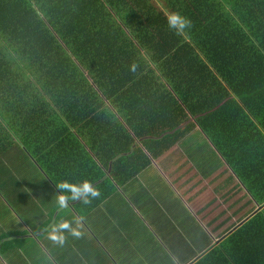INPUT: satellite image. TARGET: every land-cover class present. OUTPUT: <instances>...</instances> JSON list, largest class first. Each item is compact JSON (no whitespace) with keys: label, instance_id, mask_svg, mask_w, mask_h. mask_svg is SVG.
Instances as JSON below:
<instances>
[{"label":"trees","instance_id":"16d2710c","mask_svg":"<svg viewBox=\"0 0 264 264\" xmlns=\"http://www.w3.org/2000/svg\"><path fill=\"white\" fill-rule=\"evenodd\" d=\"M181 125L263 199L264 0H0V155L17 141L53 184L90 181L94 208Z\"/></svg>","mask_w":264,"mask_h":264},{"label":"crops","instance_id":"0c3cea01","mask_svg":"<svg viewBox=\"0 0 264 264\" xmlns=\"http://www.w3.org/2000/svg\"><path fill=\"white\" fill-rule=\"evenodd\" d=\"M179 129L181 136L173 146L149 158L140 169L138 162L132 163L137 171L133 177L111 188L94 208L92 201L87 207L70 201L67 208L60 209L56 203L57 185L36 165L27 148L17 141L9 144L0 155V178L13 187L11 196L17 211H11L14 221L15 218L4 219V215L10 217L9 211L0 209V262L251 264L244 261H258L254 256L264 249L255 235L261 232L258 238H264L259 224V217L264 216V197L255 200L254 191L248 190L231 171L197 125L188 131L182 125ZM191 136L203 139L196 142V156L203 159L206 173H201L202 169L199 171L183 152L180 155L179 145L189 148L187 140ZM209 147L216 152H212L218 162L215 167L214 158L207 154ZM20 154L27 159L26 163L18 160ZM159 188L163 189L160 193ZM27 205L33 207L34 214L25 211ZM105 212H110L108 217L114 221L103 224L100 217ZM43 214L46 217L42 225H36ZM179 217L181 220H175ZM62 220L73 222L74 227L79 220L83 236L75 239L65 233L67 242L60 247L48 239V230ZM107 227L118 232L109 235L103 231ZM140 233H143L141 244Z\"/></svg>","mask_w":264,"mask_h":264},{"label":"clouds","instance_id":"9594fccd","mask_svg":"<svg viewBox=\"0 0 264 264\" xmlns=\"http://www.w3.org/2000/svg\"><path fill=\"white\" fill-rule=\"evenodd\" d=\"M166 22L168 28L177 34H182L192 27V21L180 12H171L166 17ZM137 67L138 65L133 63L130 65L129 70L135 72ZM56 188L58 189L56 203L60 209L67 208L70 201H78L84 205H88L93 199L101 196L100 191L88 180H82L78 183L62 181ZM75 224L76 226L74 227L73 222L62 220L58 224L51 225L48 230V239L54 245L63 247L67 242L65 233L75 239L82 238L83 233L79 230L80 221H75Z\"/></svg>","mask_w":264,"mask_h":264},{"label":"rangeland","instance_id":"374dc122","mask_svg":"<svg viewBox=\"0 0 264 264\" xmlns=\"http://www.w3.org/2000/svg\"><path fill=\"white\" fill-rule=\"evenodd\" d=\"M45 26H47L48 28H50V29H52V26H51V24L50 25H48L47 23H45ZM54 37H56L55 36V34H54ZM200 137H198L197 139H196V137L195 136H191V137H189V140H187V143H189V144H191L190 145V147L189 148H185L184 146H182V145H179V152H180V155H181V153L183 152V156H186V157H188L190 160H192V161H194L195 162V164H196V168L200 171L201 169V173H206V172H208L207 170H206V168H203L202 167V164H203V159L201 158V157H197L196 156V152H197V146H198V144L196 143L197 142V140L199 139ZM190 141V142H189ZM199 141L201 142H203V139L202 138H200L199 139ZM212 152L213 153H215L216 154V152L213 150V149H210V147H209V149H208V155L209 156H211L212 158H214V167L217 165V160H216V157L212 154ZM18 160L21 162V163H26L27 162V159L22 155V154H20L19 156H18ZM220 164L222 165L223 163L222 162H220ZM24 171H26V169L24 170ZM144 187L145 186H143V189H144ZM13 190V187H11V186H9V185H7L5 182H3L2 181V179L0 178V209H5V210H7V211H9V212H7V213H9L10 214V217L8 218L6 215H4V219H13V218H15L14 216H13V214H12V212L11 211H17V209H16V203H15V201H14V199L12 198V196H11V191ZM163 189H161V188H159L158 189V192L160 193L161 191H162ZM143 191V190H142ZM142 191H139L138 190V193H140V192H142ZM25 211H27L28 213L30 212V214H34L35 213V211H33V207L32 206H26V208H25ZM108 216H111V214H110V212H109V214L108 213H103L102 214V216L100 217L102 220H101V222L104 224L106 221H114V219L112 218V217H108ZM45 215L43 214V216H42V220H40V221H38V223L36 224V225H42V223H43V220H45ZM176 219H179V220H181V218L179 217V218H175V220ZM14 221H16V218L14 219ZM147 226L145 225V228H146ZM94 232H95V230H93ZM105 233H107V234H116L117 232H118V229H111L110 227H107L105 230H103ZM144 231H145V229H144ZM146 232V231H145ZM140 236H139V244H141V239H142V236H143V233H140L139 234ZM98 238V237H97ZM112 243L115 245L116 244V241L114 240V239H112ZM11 251H12V248H11ZM16 256H17V258L19 259V256H20V254L19 253H17L16 252ZM15 264H19V263H15Z\"/></svg>","mask_w":264,"mask_h":264}]
</instances>
